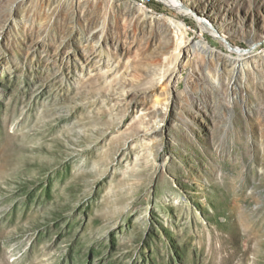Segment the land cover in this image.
<instances>
[{
    "label": "rangeland",
    "instance_id": "obj_1",
    "mask_svg": "<svg viewBox=\"0 0 264 264\" xmlns=\"http://www.w3.org/2000/svg\"><path fill=\"white\" fill-rule=\"evenodd\" d=\"M173 1L0 0V264H264V0Z\"/></svg>",
    "mask_w": 264,
    "mask_h": 264
},
{
    "label": "bare ground",
    "instance_id": "obj_2",
    "mask_svg": "<svg viewBox=\"0 0 264 264\" xmlns=\"http://www.w3.org/2000/svg\"><path fill=\"white\" fill-rule=\"evenodd\" d=\"M129 1L134 2V3H138V5L141 6V7H145V6H144V3H143V2H139V0H129ZM165 2H166L169 6H173V7H175L176 9H178L179 11H183V12L187 13V8H186L184 5H182V4H180V3H177V2H175V1H173V0H165ZM165 2H164V3H165ZM188 13H189V12H188ZM168 23L171 24V22H168ZM172 27H173V28H176L175 25H172ZM179 27H180V28H183L182 24H180ZM196 46H198V47H202V46H204V45L201 44L200 42H198V43L196 44ZM243 54H244V53H243ZM176 204H177V203H176Z\"/></svg>",
    "mask_w": 264,
    "mask_h": 264
}]
</instances>
